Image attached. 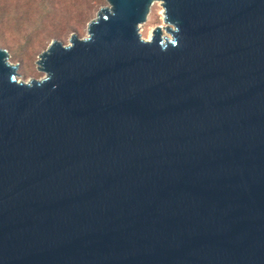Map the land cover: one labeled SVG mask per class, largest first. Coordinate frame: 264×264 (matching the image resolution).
<instances>
[{
	"label": "water",
	"instance_id": "95a60500",
	"mask_svg": "<svg viewBox=\"0 0 264 264\" xmlns=\"http://www.w3.org/2000/svg\"><path fill=\"white\" fill-rule=\"evenodd\" d=\"M106 2L0 47V264H264V0Z\"/></svg>",
	"mask_w": 264,
	"mask_h": 264
},
{
	"label": "rangeland",
	"instance_id": "374dc122",
	"mask_svg": "<svg viewBox=\"0 0 264 264\" xmlns=\"http://www.w3.org/2000/svg\"><path fill=\"white\" fill-rule=\"evenodd\" d=\"M46 1L54 7L55 16L46 17L44 32L34 35L41 25L38 4ZM107 4L95 0H0V47L7 49L9 61L17 64L19 81L40 79L45 72L38 70V56L46 50L53 39L67 45L72 34L78 38L87 35V24L96 17V12ZM162 8L155 3L147 22L140 33L149 38L154 26L162 24Z\"/></svg>",
	"mask_w": 264,
	"mask_h": 264
},
{
	"label": "trees",
	"instance_id": "16d2710c",
	"mask_svg": "<svg viewBox=\"0 0 264 264\" xmlns=\"http://www.w3.org/2000/svg\"><path fill=\"white\" fill-rule=\"evenodd\" d=\"M96 3H103L104 0H95ZM54 7L48 4L46 1H42L41 3L38 4V16L37 19L40 20V27L37 29H34V35H38L41 32H44L45 30V24L43 23L44 19L46 17H51L55 16L56 13L54 12Z\"/></svg>",
	"mask_w": 264,
	"mask_h": 264
},
{
	"label": "bare ground",
	"instance_id": "6f19581e",
	"mask_svg": "<svg viewBox=\"0 0 264 264\" xmlns=\"http://www.w3.org/2000/svg\"><path fill=\"white\" fill-rule=\"evenodd\" d=\"M162 12V11H161ZM150 36V35H149ZM148 39V38H147Z\"/></svg>",
	"mask_w": 264,
	"mask_h": 264
}]
</instances>
